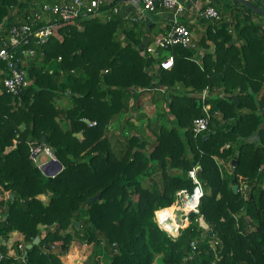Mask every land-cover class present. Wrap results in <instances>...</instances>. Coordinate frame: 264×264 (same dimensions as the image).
<instances>
[{
  "label": "trees",
  "instance_id": "obj_1",
  "mask_svg": "<svg viewBox=\"0 0 264 264\" xmlns=\"http://www.w3.org/2000/svg\"><path fill=\"white\" fill-rule=\"evenodd\" d=\"M219 1L209 5L221 21L201 19L206 30L194 47H170L158 58L145 52L155 24L120 15L60 23L33 58L18 63L30 82L19 96L6 92L8 67L0 60V264H64L73 242L92 245L85 264H104V256L107 264H156L158 256L163 264H264V26L243 4ZM37 3L0 0V50L1 38ZM171 55L173 68H160ZM207 88L211 121L196 136L192 124L205 116ZM147 96L153 106L165 104L159 130L140 123ZM44 138L64 166L54 178L31 158L28 143ZM194 168L204 188L199 214L173 239L155 212L174 207L178 191H193ZM14 233L22 240L10 255Z\"/></svg>",
  "mask_w": 264,
  "mask_h": 264
},
{
  "label": "built area",
  "instance_id": "obj_2",
  "mask_svg": "<svg viewBox=\"0 0 264 264\" xmlns=\"http://www.w3.org/2000/svg\"><path fill=\"white\" fill-rule=\"evenodd\" d=\"M115 0H53L46 1L41 6H35L26 14V21L23 24L13 26L6 37L1 38L2 48L0 50V60L5 62L8 67V76L4 79L3 84L6 92L12 96H19L25 90L30 82L27 79L26 72L18 65L21 59L28 60L36 55V47L44 46L60 23H72L81 20H90L101 18L106 22L112 20L113 16L120 15L129 20L145 21L146 14H154L159 10L167 11L171 14V27L155 38L154 42L145 48V52L155 58H158L159 52L167 50L170 47L182 46L190 48L195 46L194 38L190 28L180 21L181 14L185 8L180 0H119V4L115 5L110 12L102 11L106 5H110ZM199 17L209 22H219L222 19L219 11L208 6L199 11ZM18 52H21V57ZM174 66V56L166 57L161 63L160 68L171 70ZM160 92H164L162 87L156 88ZM214 97L207 88L202 91L200 98L203 103V111L205 116L194 120L192 124V132L198 136L208 131L211 121L210 104L206 103L208 98ZM96 124V123H95ZM94 124V125H95ZM30 146L31 158L33 162L41 170V165L37 158L45 154L48 162L51 159H57L46 144L28 143ZM190 178L195 185L192 192L184 189L176 194L174 209L181 208V215L177 220L180 228L177 234H173L165 227L163 213L159 209L155 212L154 221L159 228L166 232L171 238L177 239L181 230L187 228L191 224V215L199 214V207L204 196V188L198 178V169L194 168L189 172ZM187 205V208H186ZM160 213V214H159ZM0 242V263L4 256L1 250ZM9 243L7 244V246ZM101 247L105 249L106 242L102 240ZM116 247V244H114ZM10 248V247H9ZM20 251H23L24 245L20 244ZM15 252L11 255H14ZM77 264H84L80 258Z\"/></svg>",
  "mask_w": 264,
  "mask_h": 264
},
{
  "label": "crops",
  "instance_id": "obj_3",
  "mask_svg": "<svg viewBox=\"0 0 264 264\" xmlns=\"http://www.w3.org/2000/svg\"><path fill=\"white\" fill-rule=\"evenodd\" d=\"M38 3L34 5L35 6H41L44 2L46 1H53V0H37ZM109 2L113 0H108ZM185 8V11L181 14L180 16V21L182 23H185L187 25L192 26V30L198 32V36L200 34H203L206 30L205 24L207 23H202L201 18L199 17V11L205 9L208 6H213L209 5L212 2H216V0H180ZM254 2L258 7L262 8L264 10V0H251ZM223 2L226 4L230 3V0H220L218 3ZM33 7V9H34ZM214 7V6H213ZM36 8V7H35ZM32 8L28 7V10L30 11ZM17 10L13 9L12 11V16L15 19V22H20V18L16 16ZM256 22L259 24H262L264 26V20L260 18L255 19ZM146 23L155 24L154 27L152 28L154 34H156V37L161 35L162 33H166L168 29L171 27V14L167 11L164 10H159L158 12L154 14H146L145 15V21ZM151 22V23H150ZM191 30V31H192ZM8 34V33H7ZM202 53V52H201ZM15 240H22V236L19 235L18 233H14L12 236L11 242H9L8 248L10 249V255L13 253L12 245ZM75 252L71 251L70 255H73ZM65 259V260H64ZM75 260V261H74ZM77 259H73L72 256H65L63 258L64 264H75ZM77 264V263H76Z\"/></svg>",
  "mask_w": 264,
  "mask_h": 264
},
{
  "label": "rangeland",
  "instance_id": "obj_4",
  "mask_svg": "<svg viewBox=\"0 0 264 264\" xmlns=\"http://www.w3.org/2000/svg\"><path fill=\"white\" fill-rule=\"evenodd\" d=\"M258 16V18L264 20V17L261 16V15H256ZM192 34H193V38L196 40H199V36H198V32L197 31H194L192 30ZM145 104L143 106V109L141 110V113L140 114H146L147 115V119L144 120L143 122H140L141 124H143V126H146L148 124V121L150 120L153 124H154V129H157L159 130L160 126L163 125L165 123V121L162 120V117H163V114L165 113L166 111V107H165V104L163 103H158L156 104L155 106H153V102L151 100V96H147V99L144 100ZM64 104V103H63ZM127 115V114H126ZM125 116V115H124ZM124 116L122 118H124ZM121 119L117 120L115 123H113V125L111 126V132L113 134H116L118 135V128H119V122H121ZM161 120V121H160ZM156 122V123H155ZM126 136H127V133H126ZM124 138L125 137H120L119 141L117 142L116 141V151L118 152V154H123L124 153ZM37 161L39 162V164L41 165V168L48 163V157L45 155V154H42L40 155L38 158H37ZM222 168H223V165H220ZM226 166V165H225ZM232 166V165H231ZM227 167V166H226ZM41 172H42V169H41ZM157 180H159V182L162 181V175L160 172H157L155 174ZM146 187H149V185L146 183ZM180 209V208H179ZM179 209H176V210H179ZM172 210H174L175 213H172ZM176 210L172 207L170 209H168L166 211V217H163V222L167 219V216L169 218V221H170V224H171V232L173 234H177V231L179 229V227L177 226V223H176ZM168 213V214H167ZM165 224V227L168 228L166 222L164 223ZM169 229V228H168ZM13 236V235H12ZM92 245H81L77 242H73L71 244V247H70V251H69V256H72L73 259H79L85 264L86 260L90 257V255L92 254ZM76 253H74L73 255H70L71 254V251H74ZM67 255V256H68ZM161 259H162V256H158L157 260H156V264H163L161 262ZM65 260V259H64ZM76 260V261H77ZM75 261V260H74ZM107 261L106 260V256H104V260H103V263L104 264H107ZM76 264V262H75Z\"/></svg>",
  "mask_w": 264,
  "mask_h": 264
},
{
  "label": "water",
  "instance_id": "obj_5",
  "mask_svg": "<svg viewBox=\"0 0 264 264\" xmlns=\"http://www.w3.org/2000/svg\"><path fill=\"white\" fill-rule=\"evenodd\" d=\"M241 4H243L244 6H246L247 8H249L250 10H252L253 12L257 13L258 15H261L264 17V10L258 6H255L254 4L248 2L247 0H235ZM251 91V90H250ZM252 92V91H251ZM43 144H46L45 138L43 139ZM53 151V150H52ZM237 156H239V153L237 154ZM238 160H234L232 162V168L235 169V166L238 164ZM42 173L44 174V176L48 177V178H54L56 177L58 174H60L63 170H64V166L62 165V163L58 160V159H51L47 164H45L42 168ZM239 187L237 185H235L233 187V190L235 193L238 192ZM100 198L99 195L91 198L88 201V205H92L94 204L98 199ZM199 225L200 227L205 230L210 232V226L209 224L206 222L204 217H200L199 218ZM76 226L79 228L80 224L77 223ZM40 243V238H36L32 244L28 245L27 247V251L31 250L34 246L38 245ZM27 255V252H26Z\"/></svg>",
  "mask_w": 264,
  "mask_h": 264
},
{
  "label": "bare ground",
  "instance_id": "obj_6",
  "mask_svg": "<svg viewBox=\"0 0 264 264\" xmlns=\"http://www.w3.org/2000/svg\"><path fill=\"white\" fill-rule=\"evenodd\" d=\"M175 62V61H174ZM186 208H187V205H186ZM181 215V208L179 210H176V223H177V226L180 228V223L178 222V216Z\"/></svg>",
  "mask_w": 264,
  "mask_h": 264
}]
</instances>
